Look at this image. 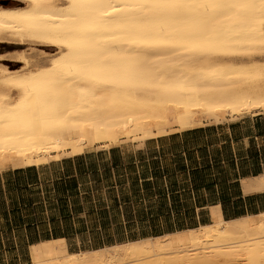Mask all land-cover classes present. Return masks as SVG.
Returning a JSON list of instances; mask_svg holds the SVG:
<instances>
[{"label":"bare ground","instance_id":"bare-ground-1","mask_svg":"<svg viewBox=\"0 0 264 264\" xmlns=\"http://www.w3.org/2000/svg\"><path fill=\"white\" fill-rule=\"evenodd\" d=\"M17 1L0 6V43L57 52L24 70L0 67V172L264 113L260 0H184L169 12L151 0ZM242 187L262 191L263 177ZM209 215L195 228L74 253L63 238L39 241L26 264H264V212L226 220L217 204Z\"/></svg>","mask_w":264,"mask_h":264},{"label":"crops","instance_id":"crops-1","mask_svg":"<svg viewBox=\"0 0 264 264\" xmlns=\"http://www.w3.org/2000/svg\"><path fill=\"white\" fill-rule=\"evenodd\" d=\"M148 138L142 144L130 141L109 149L86 152L84 148L81 155L79 152L73 154H78L75 157L60 160V163L68 161L72 165L69 169L62 167L56 178L63 186L64 195L60 201L67 203L71 199L75 204L77 194L82 196L78 193L80 186L88 184L91 187L99 178L109 182V189L123 186L133 188L135 192L139 187L147 190L149 182L158 184L170 180V172L177 165L183 168L185 185L177 191L172 182L169 188L165 185L159 191L156 202L168 201L167 213L161 217H188L195 225L207 224L209 208L217 204L224 219L264 212V189L245 193L242 187V180L260 176L264 180V113L242 115L232 121L201 125L182 132L155 133ZM30 168L37 170V167H29L3 171L0 188L16 194L41 185L40 175ZM179 192L191 196V207H185ZM27 228L31 230L30 224ZM55 228L54 224L49 233ZM167 229L159 233L169 232ZM79 231L70 230L69 233ZM28 234L31 238V231ZM39 240L44 238L27 242L26 248L29 250V244Z\"/></svg>","mask_w":264,"mask_h":264},{"label":"rangeland","instance_id":"rangeland-1","mask_svg":"<svg viewBox=\"0 0 264 264\" xmlns=\"http://www.w3.org/2000/svg\"><path fill=\"white\" fill-rule=\"evenodd\" d=\"M0 6L20 7L22 3L17 0H0ZM56 52L54 47L28 40L5 41L0 43V67L12 71L24 70L25 61L43 63L44 59L52 57ZM146 138L150 139L141 135H128L120 141L119 145L130 141L142 144ZM95 150L98 149L91 146H86L84 149L85 152ZM75 153L69 156L78 155H73ZM60 160L62 159L34 166L37 170L30 168L35 174L37 171L40 175L41 185L16 194L12 191L9 194L7 189L3 191L0 188V264L28 263L30 259L29 250L26 248L27 242L37 238L42 239L50 234L49 230L53 227L50 222L51 217L58 218L56 228L65 231L80 230L77 234L71 233V236L65 240L69 253L106 246L109 238L116 243L136 240L142 238L141 233L151 231L153 226H155V232H161L170 225L194 223L188 217L177 216L175 219L161 217L167 213L168 201L156 202L160 195L159 191L164 189L165 185L169 188V183L170 186L175 184L172 187H175L177 191L183 189L184 171L177 165L170 172V180L165 179L158 184L149 182L147 190L145 187H139L138 192L123 186L109 189L108 181L102 182L100 178L96 179L91 187L88 184L80 186L78 193H82V196L77 194V201L73 204L71 199L67 203L60 201V197L64 195L63 186L58 184L59 181H56V178L59 177L62 167L64 169L72 167L71 162L60 163ZM5 170L7 169L0 173H4ZM179 193L182 195L184 205L186 204L185 207H191L193 205L191 196H184V192ZM104 211L107 213L104 214ZM66 213H70V219H63ZM27 224H30L31 230L27 228ZM29 231H31V238H29Z\"/></svg>","mask_w":264,"mask_h":264},{"label":"trees","instance_id":"trees-1","mask_svg":"<svg viewBox=\"0 0 264 264\" xmlns=\"http://www.w3.org/2000/svg\"><path fill=\"white\" fill-rule=\"evenodd\" d=\"M3 7H14V6H3ZM64 203H65V200H64ZM63 219H65V220L70 219V213H66V215H63ZM226 220H229V219H226ZM50 222H51V224L56 225V224H58V218L57 217H51ZM196 226H198V225H195L194 223H189V224L178 223L175 226H170L167 229V231H169V232H165V233H170V232H173L175 230H182V229H186V228H195ZM161 234H163V233L155 232V226H153V229L151 231L141 233L142 238L150 237V236H157V235H161ZM70 236H71V233H69V231H65V230H61L59 228H55V229H53V231L50 234H47L44 237V240L57 239V238L68 239ZM131 240H134V239H131ZM39 241H43V240H39ZM39 241H37V242H39ZM37 242H34V243H37ZM31 244H33V243H31ZM106 244H107L106 246L112 245V244H115V241L113 239L109 238L106 241ZM100 247H103V246H100ZM100 247H98V248H100ZM23 264H26V263H23Z\"/></svg>","mask_w":264,"mask_h":264},{"label":"snow or ice","instance_id":"snow-or-ice-1","mask_svg":"<svg viewBox=\"0 0 264 264\" xmlns=\"http://www.w3.org/2000/svg\"><path fill=\"white\" fill-rule=\"evenodd\" d=\"M261 7H264V0H260ZM152 7L162 12L177 11L187 7L184 0H151ZM238 7H246V4L233 5Z\"/></svg>","mask_w":264,"mask_h":264}]
</instances>
